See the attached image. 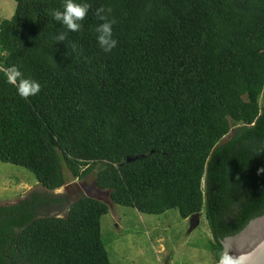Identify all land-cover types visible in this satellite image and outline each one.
<instances>
[{
    "label": "trees",
    "instance_id": "16d2710c",
    "mask_svg": "<svg viewBox=\"0 0 264 264\" xmlns=\"http://www.w3.org/2000/svg\"><path fill=\"white\" fill-rule=\"evenodd\" d=\"M0 19V162L52 192L65 171L140 214L202 213L212 263L222 240L264 214V0H87L78 32L49 11L65 0H14ZM115 19L104 53L96 9ZM17 66L41 90L6 82ZM131 159V160H128ZM45 193L0 206V264H112L108 205L81 197L41 215Z\"/></svg>",
    "mask_w": 264,
    "mask_h": 264
},
{
    "label": "rangeland",
    "instance_id": "374dc122",
    "mask_svg": "<svg viewBox=\"0 0 264 264\" xmlns=\"http://www.w3.org/2000/svg\"><path fill=\"white\" fill-rule=\"evenodd\" d=\"M14 0H0V19L14 13ZM66 183L52 192L43 190L28 170L0 162V206L17 203L31 193L51 195L57 203L44 205L41 215L64 217L81 197L105 202L108 213L101 218V236L112 264H211V237L201 214L182 219L177 210L162 215L138 213L113 204L108 190L95 184L96 171L84 179L65 171Z\"/></svg>",
    "mask_w": 264,
    "mask_h": 264
},
{
    "label": "clouds",
    "instance_id": "9594fccd",
    "mask_svg": "<svg viewBox=\"0 0 264 264\" xmlns=\"http://www.w3.org/2000/svg\"><path fill=\"white\" fill-rule=\"evenodd\" d=\"M91 5L87 0H65L63 10H50L48 15L66 28V32H60L56 37V41H66L67 32H78L82 29L85 17L88 15ZM95 15L101 21L96 26V40L99 47L104 53H111L117 47L118 41L114 38L113 26L115 19H110L106 14L104 7L96 9ZM6 82L16 87L17 93L22 98L34 96L41 90L39 81L26 77L22 71L15 65L9 67L5 71ZM259 171L264 172V169ZM218 264H236L234 259L224 253L220 256Z\"/></svg>",
    "mask_w": 264,
    "mask_h": 264
},
{
    "label": "water",
    "instance_id": "95a60500",
    "mask_svg": "<svg viewBox=\"0 0 264 264\" xmlns=\"http://www.w3.org/2000/svg\"><path fill=\"white\" fill-rule=\"evenodd\" d=\"M222 245L236 264H264V214L250 220L236 235L224 238Z\"/></svg>",
    "mask_w": 264,
    "mask_h": 264
}]
</instances>
